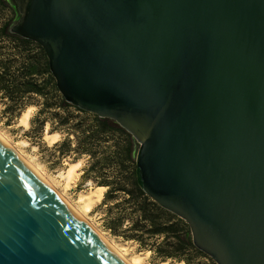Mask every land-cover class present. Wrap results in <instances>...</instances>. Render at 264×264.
<instances>
[{"label": "water", "instance_id": "1", "mask_svg": "<svg viewBox=\"0 0 264 264\" xmlns=\"http://www.w3.org/2000/svg\"><path fill=\"white\" fill-rule=\"evenodd\" d=\"M64 100L138 143L141 190L216 264H264V0H8ZM0 264H125L0 141Z\"/></svg>", "mask_w": 264, "mask_h": 264}, {"label": "rangeland", "instance_id": "2", "mask_svg": "<svg viewBox=\"0 0 264 264\" xmlns=\"http://www.w3.org/2000/svg\"><path fill=\"white\" fill-rule=\"evenodd\" d=\"M10 17L7 11L0 12V19L4 21ZM0 46H4V52L14 51L13 44L6 38L0 40ZM8 49V50H6ZM40 84L42 78L38 79ZM7 92L0 89V134L15 148L21 157L31 165L35 170L47 179L58 193L62 194L71 205L84 214L85 219L103 236L114 243L127 259L136 255L143 257L145 264H179L173 260L161 262L154 257L153 251L149 250L150 244L155 242V238H148L147 245L142 246L139 242L126 239L121 235H113L105 226L108 217L122 214L123 224H127L134 218V211L129 208V196L121 191L112 193V198L107 202L104 200L107 190L104 186H98L97 182L101 180L114 181L124 168L119 163L122 161L123 154L116 150L123 144L122 137L112 132L102 134L99 149L91 155L78 150L79 147L88 146L84 136L93 131L92 114L81 113L74 108L63 109L52 96H43L37 94H25L26 105L24 109L18 111L11 107L9 99L6 98ZM31 106L29 126L19 125L22 113ZM71 119L66 123V118ZM84 132L82 135L81 132ZM59 133L56 143H49L45 135L47 133ZM138 143L134 142L135 150ZM24 155V156H23ZM105 159V164L99 163V159ZM81 161V166L77 169L76 179L66 186L63 177L69 163ZM32 163H31V162ZM83 161V162H82ZM98 162V163H97ZM33 164V165H32ZM80 173V174H79ZM78 176V177H77ZM72 185V186H71ZM96 191L93 195L94 202L87 212H83L82 204L79 198L90 191ZM67 196V197H66ZM112 208V209H110ZM126 209V210H125ZM124 227L119 231H123ZM124 234L128 235L125 231ZM158 241V240H157ZM125 251V252H124ZM193 264H216L208 255H195L192 258ZM183 264H185L183 262Z\"/></svg>", "mask_w": 264, "mask_h": 264}, {"label": "trees", "instance_id": "3", "mask_svg": "<svg viewBox=\"0 0 264 264\" xmlns=\"http://www.w3.org/2000/svg\"><path fill=\"white\" fill-rule=\"evenodd\" d=\"M4 11H7L10 17L4 21L0 19V40L6 38L10 41L14 51L6 53L4 46H0V89L7 92L6 98L9 99L11 107L18 111L24 109L25 94L50 95L63 109L74 108L81 113L88 114L89 112L67 103L60 95L42 47L30 39L10 33L9 28L16 17V12L8 0H0V12ZM39 78H42L40 84L38 83ZM71 116L69 113V117L62 124H66ZM92 116V127L97 131H93L92 128L91 133L85 131L88 134L84 136V140L88 146L79 147L78 150L91 155L95 152L94 150L99 149L102 134L106 132L122 137L123 144L120 150L119 147H116V150L123 154L122 161L119 163L124 168L123 172L114 181L101 180L97 182V185L107 188L104 197L106 202L112 198V193L115 191L126 193L129 198L124 203H128L129 208L134 211V218L125 225L122 214L108 217L105 222L106 228L113 235L135 240L142 246L148 244V238H155L149 250L153 251L154 257L161 262L173 260L180 262L179 264L183 262L193 264V256L204 253L193 245L188 224L154 202L137 184L134 159L135 140L132 135L112 119L101 118L94 114ZM81 133L84 135L83 131ZM99 163L104 165L105 159H99ZM122 226L124 230L119 231ZM125 231L128 235L124 234Z\"/></svg>", "mask_w": 264, "mask_h": 264}, {"label": "bare ground", "instance_id": "4", "mask_svg": "<svg viewBox=\"0 0 264 264\" xmlns=\"http://www.w3.org/2000/svg\"><path fill=\"white\" fill-rule=\"evenodd\" d=\"M31 113V106L28 107L21 115L20 120H19V125L23 126V127H28L29 126V118ZM46 140H48L49 143H56L58 141V137H59V133L57 132H51V133H47L45 135ZM0 141L6 145L12 152H14L19 159H21L23 161V163L30 168L55 194H57L62 200L63 202L72 210L75 212V214L86 224L89 226V228H91L96 234L97 236L125 263V264H145L143 262V257L141 255H136L134 257H132L131 259H127L124 254L120 251V249L112 242H110L109 240H107L103 234H101L99 231H97L84 217V214L81 211H77L72 205L71 203L63 197V193L60 194L57 192V190L55 189V187H53V185L47 180L49 178H45L43 175V172L40 173L39 171L35 170L31 165H29L22 157L21 155L15 150V146L13 147L4 136H2L0 134ZM24 156V155H23ZM31 162V161H30ZM83 162V161H82ZM32 163V162H31ZM33 165V164H32ZM79 166H81V161L77 160L75 162H71L69 163L66 171L64 172V175L62 178H64L65 180V184L66 186H68L71 181L73 179H76V175L77 173V169L79 168ZM80 174V173H79ZM78 177V176H77ZM72 186V185H71ZM96 193V191L92 190L87 194H83L80 196L79 201L82 204V209L83 212H87L90 210L92 203L95 201L93 195ZM67 197V196H66ZM125 252V251H124Z\"/></svg>", "mask_w": 264, "mask_h": 264}]
</instances>
